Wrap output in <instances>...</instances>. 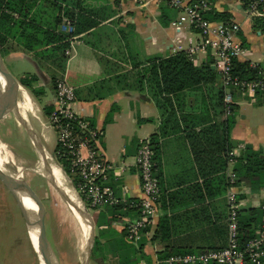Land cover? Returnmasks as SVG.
<instances>
[{
	"label": "crops",
	"instance_id": "1",
	"mask_svg": "<svg viewBox=\"0 0 264 264\" xmlns=\"http://www.w3.org/2000/svg\"><path fill=\"white\" fill-rule=\"evenodd\" d=\"M53 1L32 0L28 5L33 6L32 12L37 14L43 24H47L56 16ZM207 1L211 3L212 8L206 16L228 13L230 20L239 24L237 38L246 54L238 62L248 65L255 63L264 67V18L247 17L243 0ZM79 4L81 9L91 11L93 19H96L98 24L89 31L75 36L71 41L68 48L71 56L69 59L66 58L62 72L55 68L49 69L51 73L57 72V80L64 79L73 88L76 96L74 110L100 131L99 151L111 167L107 173L106 184L112 187L116 196L121 197L125 191L129 199L141 198L140 177L135 168L137 149L140 142L146 139L151 141L152 135L158 142L159 150L155 163L160 183V204L154 223L132 245L134 249L140 248L137 255L144 257H140L138 264H146L147 261L152 264L155 257H160V253L165 255L167 251L200 252L225 247L228 242L226 199L228 189L222 196L211 197V194L219 192L220 186L216 179L221 176L217 164L220 150L215 140L216 131L211 135L207 125L201 124L200 127H195L193 132L180 131L162 136L159 129L163 125V113L150 96L147 87L144 85L141 89L137 86V69H134L135 64L143 63L147 58H166L177 52H186L189 45L199 41L197 31L188 25H183L180 29L173 28L171 22L176 20L178 13L168 7L163 0H126L122 6H118L115 0H79ZM61 5L66 6L65 3ZM8 48L13 50L5 55L7 59L28 61L33 72H24L18 78L10 74L18 83L14 111L17 114L14 112L7 114L15 115L25 136L29 138L33 154L37 155L38 161L53 162L55 147L51 152L46 149L47 127L41 129L38 123L39 117L47 118L44 108H53L55 101L49 73L38 68L32 55L23 52L14 41L8 43ZM208 58L215 63L211 52L207 55L200 53L194 55L192 62L200 67L206 64ZM42 63L47 67L51 64L49 61ZM40 73L43 74V79ZM26 75L38 77L35 88L42 89L41 96H36L21 85L20 78ZM219 88L218 82L212 89L210 86L208 89L202 86L195 92L188 91L182 95L185 105L180 109L184 111L183 114L191 113L192 126L198 122L193 115L199 116L201 112V119L214 118L210 95ZM21 90L30 97L31 102L32 99L36 101L39 116H34L33 107L32 113L26 110L27 120L22 118L17 108L18 102L22 103L18 100ZM47 91L50 92V100L42 107L39 100ZM233 101L237 106V112L230 139L250 144L252 147L250 150H259L264 156V97H256L253 100L247 95L234 92ZM29 115L32 117V126L28 122ZM54 143L56 144L55 133ZM245 151L247 150L240 154L239 149L232 148L231 152L239 157ZM57 166L62 169L59 164ZM229 168L227 165L225 176ZM62 172L65 174L63 170ZM47 182L49 184L48 180ZM211 182L214 183L213 188L210 187ZM71 186L76 192L74 186ZM235 192L241 204L246 201V193L250 194L252 201V206L241 212V219L252 218L254 225L261 224L264 221V188L252 190L241 184L236 187ZM76 194L78 195L77 192ZM78 198L80 199L79 195ZM62 199L68 206L76 207L70 205L63 197ZM80 201L83 203L81 199ZM112 210L110 207L90 209L92 215L87 210L90 217V221H87L94 226V240L99 236V241L106 247L104 256L117 263L118 260L114 256L116 246L124 242L123 229L128 221L137 217V212L118 209L111 213ZM162 218L165 222L156 233L158 222ZM28 231L27 228V240L31 249H22L20 256L27 259L29 254L32 255L33 260L30 264H35L36 251ZM155 234L156 238L153 239ZM92 249L88 264L91 261ZM129 251L132 256L133 252ZM86 258L83 257V264ZM23 264L28 263L26 261Z\"/></svg>",
	"mask_w": 264,
	"mask_h": 264
},
{
	"label": "built area",
	"instance_id": "2",
	"mask_svg": "<svg viewBox=\"0 0 264 264\" xmlns=\"http://www.w3.org/2000/svg\"><path fill=\"white\" fill-rule=\"evenodd\" d=\"M122 6L126 0H115ZM178 16L171 26L180 29L183 25L194 28L200 39L186 49L190 59L200 53L211 55L215 59L214 70L218 82L224 91L223 103L225 113L229 115L233 101V92L249 96L251 99L264 97V67L249 63V67L257 70L252 79H243L233 72V62L245 56L246 50L237 36L240 26L237 22H211L206 13L211 10L207 0H163ZM246 15L252 18H264V0H243ZM59 31L72 34L74 26L69 18L64 17ZM75 39V36L72 40ZM70 58V50L64 53ZM55 101L53 110L47 117L46 125L54 131L56 145L63 151L69 161L71 181L77 180L76 192L88 209H101L125 205L137 212V217L127 222L124 227L125 240L134 244L141 234L151 226L158 216L160 204V183L156 174V163L151 141L140 142L135 158V168L140 177L142 196L140 199H129L125 195L116 196L112 187L106 184L110 165L99 151L100 131L79 113L73 105L76 102L75 92L64 79L55 82ZM59 154V152H58ZM230 167L226 176L229 181L227 190V229L228 242L225 247L208 249L200 252L175 254L167 257H155L152 264H264V221L257 226L252 238L239 241L238 206L240 201L235 192L236 176L232 166L236 155L229 153Z\"/></svg>",
	"mask_w": 264,
	"mask_h": 264
},
{
	"label": "trees",
	"instance_id": "3",
	"mask_svg": "<svg viewBox=\"0 0 264 264\" xmlns=\"http://www.w3.org/2000/svg\"><path fill=\"white\" fill-rule=\"evenodd\" d=\"M29 1L32 0H0V53L3 57L13 50L8 48L10 41L17 43L23 52L32 55V58L38 64V68L49 73L50 85L54 91L55 82L58 79L56 78L57 72L51 73L49 68H55L57 71L60 70L62 72L66 63L64 52L69 48L72 38L94 28L98 22L96 19H93L94 16L91 14V11L83 10L79 7V0H54L52 6L56 12V16L51 22L43 24L40 18L37 17V14L32 12L33 6L28 5ZM61 3H65L66 6L63 7ZM61 14H63L62 17H67L71 20L74 26V32L72 34L68 35L59 31L62 18L60 17ZM208 15L206 19L212 21L227 22L230 20L228 13ZM48 61L51 62L49 64L50 67L42 63H48ZM212 65V60L208 58L206 64L197 67L193 64L192 59L185 52L181 51L166 58H147L145 62L135 64L134 69H137V86L141 89L144 85L147 87L150 96L154 98L157 107L163 113V125L159 129L162 136H168L180 131L193 132L195 127H200L201 124H204L202 126L207 125V129L211 135L216 131L214 134L216 136L215 140L220 150L217 164L221 171V176L216 179L220 189L218 193L211 194L213 198L222 196L225 194L226 189L229 188V181L227 176H225V170L229 163V153L232 151L230 132L235 122L237 106L233 103L230 114L226 115L225 105L223 103L224 91L220 87L213 92V95H210L214 118L206 119L204 117L205 119H201V112L199 116L193 115V118L197 119L198 122L192 126L191 113L183 114L184 111L180 109L181 106L185 105L181 98L185 92H195L202 86H205L207 89L210 86L212 89L218 83V75L212 69ZM232 67L234 74L243 79H252L257 73V70L251 69L248 63L234 61ZM37 82L38 77L36 75H26L20 78L21 85L29 89L36 96H41L43 94L42 89L35 88ZM52 109V107L44 108L47 117L52 112ZM110 117L111 114L108 115V120H110ZM151 145L154 151V161H156L159 147L154 135L151 136ZM54 156L64 173L69 177V161L57 145L54 149ZM234 160L233 173L236 176L235 186L244 184L252 190L260 187L264 188V156L261 151L247 150L242 156L235 157ZM210 184V187L213 188L214 183L211 182ZM72 185L76 188L77 180L75 178L72 180ZM110 208L113 209L110 211L111 213L118 209L134 210L125 205ZM253 221L254 219L252 218L241 219V213L238 214L240 243L253 237L255 229L257 228ZM164 222L165 220L163 218L159 220L156 233L159 232V227H163ZM154 238H156V234ZM103 245L99 241V238L95 237L91 259L96 254L102 256L104 260L107 259V256H104L106 247ZM139 246L141 247V244ZM129 250L133 252L132 256H130ZM140 250V248L134 249L132 244L128 243L124 238V242L116 246L114 256L118 261L115 264H138L139 260L144 258L143 256L137 255L140 253ZM185 253L193 252L167 251L165 255L164 253H160V257L163 258ZM146 264L150 263L147 261Z\"/></svg>",
	"mask_w": 264,
	"mask_h": 264
},
{
	"label": "rangeland",
	"instance_id": "4",
	"mask_svg": "<svg viewBox=\"0 0 264 264\" xmlns=\"http://www.w3.org/2000/svg\"><path fill=\"white\" fill-rule=\"evenodd\" d=\"M3 62L8 72L14 78H18L27 71L33 72L28 61L10 60L4 55ZM40 76L41 79L44 78L41 73ZM20 99L21 95L19 94L18 100L21 101ZM49 100L50 92L47 91L46 95L39 100V104L43 107ZM32 102L35 111L34 116L37 117L40 115L38 112L39 108L35 100L32 99ZM5 116L6 117L0 121V144L4 145L7 155L9 152L13 155L15 166L21 168L22 188L25 189L23 184L24 180L43 204L46 237L58 264H83L84 254L79 249L82 235L75 219L66 207V209H63L64 207L62 205L59 206L55 203V201L57 202V200L53 199L54 196L57 198L55 192L49 186L47 180L41 177L37 170L39 164L43 161L41 160L39 162L37 155L33 154L30 140L25 136L22 126L18 124L15 115L10 113ZM39 119L38 123L40 128L45 129L44 125H46L47 118L41 119L39 117ZM28 122L32 126L31 115L28 116ZM46 136L45 147L51 152L56 145L54 143V133L52 129H46ZM52 160L54 163L50 162L49 164L60 174L62 179L72 185L71 180L63 174L62 169L57 166V160L53 155ZM76 196L78 198L77 194ZM86 208L88 209V207ZM88 210L90 211V209ZM90 212L92 215L93 212ZM27 228L15 200L0 183V264H23L26 263V261L30 264L32 262V255L29 254L27 259L25 256H20L22 249H31L27 240ZM95 235H98L97 227L95 228ZM86 257L87 255L84 258ZM34 259L35 264H39V257L36 252ZM90 264H115V261H111L110 258L104 260L102 256L96 254V256L91 259Z\"/></svg>",
	"mask_w": 264,
	"mask_h": 264
},
{
	"label": "water",
	"instance_id": "5",
	"mask_svg": "<svg viewBox=\"0 0 264 264\" xmlns=\"http://www.w3.org/2000/svg\"><path fill=\"white\" fill-rule=\"evenodd\" d=\"M214 69V67H212ZM0 78L4 81L3 89L0 91V120L9 112H14L16 109V94L18 90V83L17 81L10 75L8 70L6 69L3 57L0 53ZM17 114V112H14ZM231 147L233 149H239L240 154H242L243 150H250L252 147L250 144H246L243 141L238 140H231ZM49 165L48 162L44 160V171L50 172L45 166ZM0 183L7 189V191L11 194L13 199L16 202V205L28 227L34 228L37 231V245L38 249L36 250L38 256L42 260L43 264H58L48 239L46 237L45 232V224H44V208L42 202L36 196V194L32 191L31 187L23 180V184L25 189H23L18 182L14 180V178L10 175V173L3 167L0 168ZM67 193L61 194L62 197L72 206L74 205V199L66 195ZM27 199L30 203H32L36 211L31 212L28 210L23 200ZM252 201L250 200V194L246 193V201L244 204H239L238 211L239 213L248 210L252 206ZM83 208L75 207L80 216L83 219L90 221V217L88 214V209L82 203ZM91 231L90 237L88 241V251H87V258L85 264L89 262V256L91 253L92 245L94 243V236H93V228L94 226L90 224Z\"/></svg>",
	"mask_w": 264,
	"mask_h": 264
},
{
	"label": "bare ground",
	"instance_id": "6",
	"mask_svg": "<svg viewBox=\"0 0 264 264\" xmlns=\"http://www.w3.org/2000/svg\"><path fill=\"white\" fill-rule=\"evenodd\" d=\"M3 86H4V81L0 78V91L3 89ZM21 102L22 103L18 102L17 108H18L22 118L26 121L27 120V117L25 114L26 110L31 112L33 109V105H32L30 97L23 90H21ZM25 105H26V107H25ZM31 134H33V133H31ZM3 167L10 173V175L14 178V180L16 182H18V184L22 187V185H21V168L15 166V163L13 161V155L10 152L7 155L5 152L4 145L0 144V168H3ZM45 168L48 169L50 172H48L46 170L44 171V161H43L41 164H39V167L37 169L38 173H40V175H42V177H44L45 179H47L49 181V186L53 189V191L55 192L56 197H57V198H55V196L53 197V199L57 200V202L55 201V203L58 204L59 206L62 205L64 207L63 209L67 208L68 211L73 216V218L75 219V221H76V223H77V225L81 231V235H82V240L79 243V249L81 250V252L84 254V257H85L87 255V251H88V247H89L88 239L90 237V230H91L90 223L87 220L82 219L77 214L78 212H76V209L74 207L68 206L67 203L62 199L61 194L67 193L66 195L68 197H69V195H70V197H73L74 201H75L74 205L76 207L81 206V208H83L81 205V202L77 198L72 186L70 184H68L64 179H62L60 174L50 164L45 166ZM69 193H71V194H69ZM23 203H24L25 207L28 210H30L31 212L36 211L35 206L32 203H30L27 199H24ZM58 208H60V207H58ZM29 234H30V240H31L34 248L37 250L38 249L37 231L34 228H29ZM39 264H43L40 257H39Z\"/></svg>",
	"mask_w": 264,
	"mask_h": 264
}]
</instances>
